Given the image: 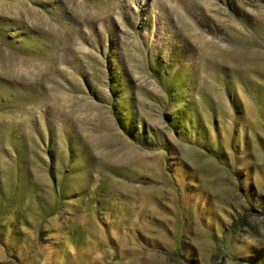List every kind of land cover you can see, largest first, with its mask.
I'll use <instances>...</instances> for the list:
<instances>
[{
  "label": "rangeland",
  "instance_id": "1",
  "mask_svg": "<svg viewBox=\"0 0 264 264\" xmlns=\"http://www.w3.org/2000/svg\"><path fill=\"white\" fill-rule=\"evenodd\" d=\"M0 264H264V0H0Z\"/></svg>",
  "mask_w": 264,
  "mask_h": 264
}]
</instances>
